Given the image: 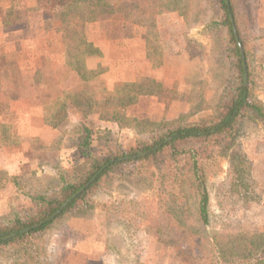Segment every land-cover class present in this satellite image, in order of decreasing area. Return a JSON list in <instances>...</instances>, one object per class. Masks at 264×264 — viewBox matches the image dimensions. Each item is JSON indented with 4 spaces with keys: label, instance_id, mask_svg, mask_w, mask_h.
<instances>
[{
    "label": "rangeland",
    "instance_id": "obj_1",
    "mask_svg": "<svg viewBox=\"0 0 264 264\" xmlns=\"http://www.w3.org/2000/svg\"><path fill=\"white\" fill-rule=\"evenodd\" d=\"M174 1L171 10L155 16L154 32L126 22L119 14H102L95 22L84 23V37L97 52L84 60L91 79L80 80L74 71L64 70L62 53H58L59 36L47 34L61 23L59 14L52 10L53 0H10L14 17L5 21L11 20L13 27L5 26L0 19V47L17 58L21 52L26 54L25 46L31 47L27 53L34 55L35 50L50 44L59 81L57 90L71 91L79 103L89 101L93 105L85 113L71 98L65 117L62 114L48 126L42 107L28 104L32 90L23 84L19 72L25 61L15 60L9 72L19 98L11 104L14 117L3 122L4 133L0 134V177L3 173L7 176L0 187V220L28 209L30 196L51 189L56 184L57 171L76 164L72 139L80 123L108 130L112 146L128 148L147 140V133L98 119L110 118L104 102L116 86H147L148 80L158 84L150 86L153 94L141 96L121 110L128 119L157 123L185 116V120H195L205 109V113L211 112L217 105L227 65L216 51L214 31L207 26L217 17L216 4L213 0ZM231 1L255 82V95L264 107V0ZM2 6H7L6 2ZM68 22L75 25L77 19ZM68 40L69 44L75 43V36L70 35ZM89 58L93 62L91 69L87 67ZM26 62L34 65L31 60ZM134 74L137 77L132 80ZM197 106L204 110L194 113ZM233 149L242 156L235 160L237 167L216 151L204 163L209 214L206 227L196 220L197 196L184 191L192 229L203 237L201 244L205 245L187 260L179 259L173 249L148 234L131 214L126 216L130 222L127 227L110 223V212L101 204L150 194L146 186L122 180L93 196L94 208L65 215L35 238L32 249L44 260L37 264L249 261L257 252L249 255L250 238L264 237V123L243 120ZM211 239L216 240L215 247L205 243ZM256 255L264 258V251ZM12 260L10 251L0 250V264H12Z\"/></svg>",
    "mask_w": 264,
    "mask_h": 264
},
{
    "label": "trees",
    "instance_id": "obj_2",
    "mask_svg": "<svg viewBox=\"0 0 264 264\" xmlns=\"http://www.w3.org/2000/svg\"><path fill=\"white\" fill-rule=\"evenodd\" d=\"M213 1L217 17L207 26L214 31L216 51L227 65L217 105L207 113L208 109L199 110L200 106H197L194 113L203 110L204 113L195 120H185V116L157 123L128 119L120 113L121 110L135 103L139 97L153 94L150 86L158 84L148 80L147 86L141 83L116 86L104 102V107L108 106L107 112H111L110 118L98 119L114 122L120 128H132L137 133H147V140L128 148L112 146L108 130L94 129L86 123H80L72 139L76 164L59 169L56 184L51 189L30 196L31 206L28 209L13 212L0 220V250L11 252L14 257L12 264L44 262L40 254L32 249L33 240L65 215L94 208L92 197L106 191L113 182L122 180L132 185H144L150 194L101 204L103 210L110 212V223L127 227L130 222L126 216L133 215L148 234L173 249L183 261L205 246L201 244L204 242L203 237L192 229L184 191L197 196L196 220L206 227L209 214L205 161L216 151L234 166L235 160L242 158L233 151L242 121L246 119L264 123V107L255 95V82L243 50L244 43L240 38L232 1ZM4 2L7 5L5 7L2 6ZM174 3V0H53L52 10L59 14L61 23L58 28H50L47 34L59 36L61 52L58 53H62L64 70L74 71L80 80H87L92 76L88 75L84 60L97 51L84 37V23L95 22L102 14H119L126 22L145 26L154 32L155 16L171 10ZM9 17H14L10 0H0V19L11 28L13 22L5 21ZM71 18L77 19L75 25L68 22ZM70 35L75 36L73 44H69ZM23 48L26 54L21 52L16 58L0 47V134L4 133L3 122L14 117L11 104L19 98V91L9 72L18 58L25 61L19 69L22 82L32 90L28 104L42 107L48 126L51 121L60 119L62 114L65 117L71 98L73 101L75 99L79 110L85 109V113L92 107L93 103L89 101L79 103L77 95L71 91L57 90L59 81L50 44L35 50L34 55L27 53L31 47ZM27 60H31L34 65L27 64ZM239 173L240 169L236 170V174ZM5 179L7 176L3 173L0 187ZM250 239L249 255L256 250L255 255L264 251V237H258L256 241ZM205 243L216 246L215 239ZM255 255L239 264H264V258ZM210 264L222 262L214 259Z\"/></svg>",
    "mask_w": 264,
    "mask_h": 264
},
{
    "label": "crops",
    "instance_id": "obj_3",
    "mask_svg": "<svg viewBox=\"0 0 264 264\" xmlns=\"http://www.w3.org/2000/svg\"><path fill=\"white\" fill-rule=\"evenodd\" d=\"M28 7H29V6H28ZM91 61H92V59H91V58H89V59L87 60V65H88L87 67H88V68H90V69L92 68V66H91V65H92V63H93V62H91ZM86 70H87V69H86ZM87 72H88V74H89V73H91V71H90V70H88ZM136 77H137V75H136V74H134V77L132 78V80H135V79H136Z\"/></svg>",
    "mask_w": 264,
    "mask_h": 264
}]
</instances>
